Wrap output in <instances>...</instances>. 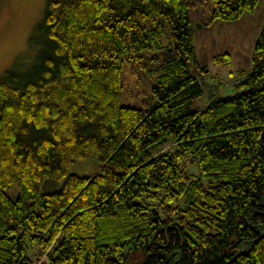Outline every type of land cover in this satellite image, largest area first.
<instances>
[{"label":"trees","instance_id":"1","mask_svg":"<svg viewBox=\"0 0 264 264\" xmlns=\"http://www.w3.org/2000/svg\"><path fill=\"white\" fill-rule=\"evenodd\" d=\"M191 2L48 1L35 64L0 79V264H264V20L235 92L200 107ZM259 3L213 0L208 24ZM164 22L156 102L123 105V64L164 48Z\"/></svg>","mask_w":264,"mask_h":264},{"label":"rangeland","instance_id":"2","mask_svg":"<svg viewBox=\"0 0 264 264\" xmlns=\"http://www.w3.org/2000/svg\"><path fill=\"white\" fill-rule=\"evenodd\" d=\"M49 0H0V79L8 71L22 73L35 64L43 33L42 23ZM213 0H192L189 16L196 27L194 45L201 65L209 70L205 80V93L195 100V104L206 106L215 94H233L234 80L239 72L252 66L253 47L264 20V0L254 12L246 13L237 21L214 20L211 24ZM159 23L163 18H158ZM166 26L163 37L164 48L140 52L138 58H131L123 64V92L121 103L131 107H151L156 102L153 86L156 75L152 70L165 62L170 43V31ZM230 52L233 63L219 64L213 60L217 54ZM232 83V84H231ZM231 84V85H230ZM215 91V93H213ZM99 169L96 158L73 163L69 171L80 175H90ZM194 171H197L193 167ZM61 182H48L44 191H53L61 187ZM18 187L15 185L9 193L15 197ZM142 252L132 251L127 264H141Z\"/></svg>","mask_w":264,"mask_h":264},{"label":"crops","instance_id":"3","mask_svg":"<svg viewBox=\"0 0 264 264\" xmlns=\"http://www.w3.org/2000/svg\"><path fill=\"white\" fill-rule=\"evenodd\" d=\"M258 37V36H257ZM257 39V38H256Z\"/></svg>","mask_w":264,"mask_h":264}]
</instances>
